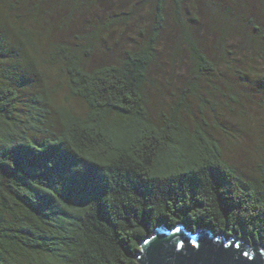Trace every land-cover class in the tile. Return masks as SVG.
<instances>
[{
	"label": "trees",
	"instance_id": "trees-1",
	"mask_svg": "<svg viewBox=\"0 0 264 264\" xmlns=\"http://www.w3.org/2000/svg\"><path fill=\"white\" fill-rule=\"evenodd\" d=\"M43 1L0 0V264H135L139 243L159 225L264 245V161L244 180L203 109L211 104L203 85L217 71L200 25L220 31L221 43L237 17L224 14L221 25L215 0H150L141 39L114 64L90 66L107 48L102 33L127 27L133 13L57 43L49 37L56 12L82 15L93 3L61 0L43 11ZM169 9L177 44L164 50L166 62L184 57L186 72L169 84L171 107L151 114ZM191 98L199 103L193 123L185 116Z\"/></svg>",
	"mask_w": 264,
	"mask_h": 264
},
{
	"label": "rangeland",
	"instance_id": "rangeland-1",
	"mask_svg": "<svg viewBox=\"0 0 264 264\" xmlns=\"http://www.w3.org/2000/svg\"><path fill=\"white\" fill-rule=\"evenodd\" d=\"M60 1H43L45 4H41L42 10H47L49 5H57ZM83 1L93 3L87 13L79 15V12H74L75 14L68 17L63 15L66 14L63 8V11L56 12L53 23L56 26L50 29L49 37L57 43L72 44L75 37L88 32L89 25L103 22L114 14L133 13L131 23L127 24V27L121 25L119 29L112 28L113 31L102 33L107 48L93 53L89 60L90 66L114 64L124 48L127 49L141 39L139 32H142L144 25L149 21L146 13L150 0ZM215 1L221 4L218 10V15L222 16V22L219 21L221 25L225 21L224 14L237 17V21L236 25L226 29L227 36L221 43H218L220 31H206L205 25H200L202 34H198L202 38V45L213 58L217 71L213 81L203 85L204 98L211 102L203 108L205 120L208 131L221 144L224 160L235 168L244 180L249 181L257 177L258 166L264 161V0H242L238 1L239 5H230L228 0ZM191 13L192 11L188 12V16ZM196 18L204 17L196 15ZM249 19L253 23L251 26L246 25ZM63 23H66L64 28ZM173 23L169 9L165 13V28L158 41L157 69L154 68L158 86L152 87L148 92L151 114L171 107L169 93L173 90L169 84L178 86L186 72L187 61L184 57L177 59L176 66L170 67L166 62L167 52L164 50H172L177 44V30ZM200 23L207 24L204 21ZM214 86L219 91H214ZM230 95L234 100L229 99ZM57 99L59 101L61 97ZM74 104L79 106L78 102ZM198 106L197 99H189L185 116L190 123L198 119Z\"/></svg>",
	"mask_w": 264,
	"mask_h": 264
},
{
	"label": "water",
	"instance_id": "water-1",
	"mask_svg": "<svg viewBox=\"0 0 264 264\" xmlns=\"http://www.w3.org/2000/svg\"><path fill=\"white\" fill-rule=\"evenodd\" d=\"M133 259L135 264H264V245L251 236L226 238L208 228L159 225L139 243Z\"/></svg>",
	"mask_w": 264,
	"mask_h": 264
},
{
	"label": "snow or ice",
	"instance_id": "snow-or-ice-1",
	"mask_svg": "<svg viewBox=\"0 0 264 264\" xmlns=\"http://www.w3.org/2000/svg\"><path fill=\"white\" fill-rule=\"evenodd\" d=\"M245 255H247V253H245Z\"/></svg>",
	"mask_w": 264,
	"mask_h": 264
}]
</instances>
